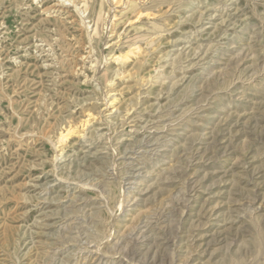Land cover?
<instances>
[{
  "label": "rangeland",
  "instance_id": "1",
  "mask_svg": "<svg viewBox=\"0 0 264 264\" xmlns=\"http://www.w3.org/2000/svg\"><path fill=\"white\" fill-rule=\"evenodd\" d=\"M0 264H264V0H0Z\"/></svg>",
  "mask_w": 264,
  "mask_h": 264
},
{
  "label": "bare ground",
  "instance_id": "2",
  "mask_svg": "<svg viewBox=\"0 0 264 264\" xmlns=\"http://www.w3.org/2000/svg\"><path fill=\"white\" fill-rule=\"evenodd\" d=\"M67 1H71V0H67ZM78 2V1H77ZM60 6V5H59ZM65 6V5H64ZM77 10V9H76ZM79 14V13H78ZM97 64V63H96Z\"/></svg>",
  "mask_w": 264,
  "mask_h": 264
}]
</instances>
